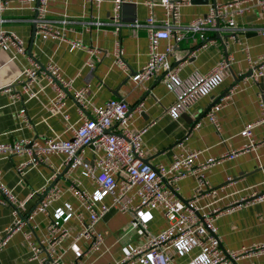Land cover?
Masks as SVG:
<instances>
[{
  "label": "crops",
  "instance_id": "1",
  "mask_svg": "<svg viewBox=\"0 0 264 264\" xmlns=\"http://www.w3.org/2000/svg\"><path fill=\"white\" fill-rule=\"evenodd\" d=\"M219 1L226 0H209L208 3L190 0L180 8L182 21L187 22L204 14L210 4ZM34 3L32 0H9L8 7L0 14L5 19L1 27L17 33L23 39L27 54L38 62H56L63 75L72 79L74 88L86 86L90 108L103 104L111 97H124L132 106L143 102L141 110L132 108L131 123L132 129L146 126L140 141L142 157L148 158L153 164H168L178 152L198 150L194 166L199 168V164L206 163L204 168L197 171L204 173L207 183L192 205H196L200 213L214 206H231L215 219L217 235L223 247L237 248L264 241V197L242 203L238 201L264 187V122L255 123L252 127L253 138L260 142L258 146L224 157L227 152L237 150L248 142L241 130L247 123H254L260 118L258 95L264 94V75L256 80H244L243 77L249 72L247 53L254 58L264 53V36L260 33L264 28V8L251 2L235 4L234 8L246 7L242 12L234 13L235 26L222 25L219 30L209 29L205 32L204 40L198 33L188 32L176 42L169 59L173 64L180 65L179 74L182 77L194 72L205 73L223 57L229 58V65L223 71L224 78L220 84L194 99L180 117L173 118L168 109L175 100L174 92L159 77L133 81L122 66L114 61L117 36L113 26L108 23H89L96 19L111 21L112 0H102L98 9L93 2L85 0H48L46 16L58 36L34 30ZM154 11L158 17L163 16L161 6H155ZM147 13L148 8L142 2H127L121 10L124 21L119 30L122 55L131 70L139 68L148 57L147 31L142 26L132 25V18L142 20ZM74 38L80 39L84 46L70 50L67 40ZM209 38L213 41L210 42ZM205 40L208 41L203 45ZM165 45L166 40L162 39L159 49H164ZM88 48L97 50L90 65L86 64ZM28 64L26 56H13L12 52L0 47V141L25 139L30 143L33 139L44 142L54 134L71 136L68 124L77 125L80 122L71 92L67 94L63 105L64 112L68 114L65 120L60 112H55L50 102L57 88L48 81L46 74L39 73L31 85L34 94L24 101H14L10 93L4 90L5 86L15 82L22 67ZM22 106L29 116V125L17 116ZM211 108L219 122V129L208 117ZM190 116L196 120L192 126L187 121ZM95 151L99 155L100 152L95 148L87 147L85 158L92 162ZM64 159L63 152L49 154L46 162L39 160V154L35 153L0 155V180L23 201L20 211L25 218L22 230L10 234L0 249V264H39L37 258L30 257L25 233H31L37 241L46 237V225L56 206L76 210L82 218L79 221L72 216L66 222L68 235L55 245L56 253L60 254L64 262L77 258L79 264H114L121 255V245L126 241L140 243L146 238L132 230L125 231L132 218L131 212L111 208L94 224V228L103 235L100 249L83 254L89 239L78 234L88 220L87 212L80 206L78 197L66 186L73 178L88 190L94 184L81 175L80 166H74L60 175L65 168ZM25 162L26 167L22 172L18 167ZM51 183L62 188V193L50 201L47 212L34 210L42 196L43 187ZM178 183L177 196L182 200L189 199L197 183L195 174L188 173ZM210 189L215 191L211 192ZM105 201L111 202V197L106 196ZM137 201L136 196L133 202ZM145 211L144 217L151 232L167 226L163 207ZM12 219L11 206L0 203V236ZM42 247L46 248L45 245ZM172 258L173 264H187L190 256L172 253ZM235 264H264V253L243 257Z\"/></svg>",
  "mask_w": 264,
  "mask_h": 264
},
{
  "label": "built area",
  "instance_id": "2",
  "mask_svg": "<svg viewBox=\"0 0 264 264\" xmlns=\"http://www.w3.org/2000/svg\"><path fill=\"white\" fill-rule=\"evenodd\" d=\"M35 1L32 9L34 11L32 21L35 23L36 31L58 36L57 31L52 28L46 16L48 0ZM93 2L97 9L102 0H85ZM113 15L111 21L90 20L89 23L103 25L105 23L113 26L117 38L114 45V61L127 72L133 81H140L150 77H159L166 87L174 92L175 100L170 105L168 112L173 118H178L188 105L197 97L209 93L215 86L220 84L224 78L223 71L229 65V58L223 57L205 73L194 72L189 76L182 77L179 74L180 65L173 64L169 59L176 42L183 39L188 32L198 33L200 38H206L205 32L209 29L219 30L222 25L235 26L234 13L242 12L246 7L235 4L251 2L264 8V0H226L210 4L207 12L197 15L187 22L181 19L180 8L190 0H112ZM142 2L148 8L147 15L142 19H134V26H142L148 36V57L144 64L136 70L125 62L122 55V41L119 30L124 23L121 16L123 3ZM9 0H0V14L8 7ZM155 6H161L163 16L155 14ZM5 19L0 15V47L12 52L13 56L21 54L29 60L28 65L22 67L20 76L15 82L8 84L4 90L9 92L12 99L23 100L31 97L34 92L31 85L36 81L39 73L46 74L48 81L55 84L57 92L50 98L55 112H60L64 119L68 114L64 112L63 105L69 92L79 113V124L69 123L67 129L71 136L61 137L54 134L47 137L44 142L33 139L30 143L25 139L14 142L0 141V155L10 156L13 153H35L39 154V160L46 162L49 154L63 152L64 166L69 171L74 166H80L81 175L89 178L94 186L91 190L83 187L77 179H70L66 186L72 194L78 197L80 206L87 212L88 220L80 230L79 236L89 239L88 246L83 254L87 255L100 249L103 235L94 228V224L104 216L111 208L119 211H129L132 214L126 232L132 230L138 235L146 238L140 243L126 241L121 245V255L114 264H173L172 253L178 256L189 255L187 264H235L237 260L264 253V241H256L241 245L237 248H225L222 246L217 235L216 217L226 208L214 206L204 213H200L192 202L203 192L206 186L204 168L206 163L194 166L198 150L182 151L173 155L170 163H151L144 161L140 148L142 134L146 126L132 129V108L141 110L143 102L132 106L124 97H111L101 105L91 107L87 95V87H73L72 79L66 78L60 67L53 60L42 64L27 54L23 39L14 31L1 27ZM65 22L66 20L63 19ZM264 36V28L260 30ZM64 39V38H62ZM166 40L164 49H159L160 41ZM210 42L213 39L209 38ZM70 50L83 47L84 44L78 38L67 40ZM208 40L203 41L206 45ZM89 56L86 64H91V59L97 53L96 48H88ZM247 61L250 73L246 74L244 80L258 79L264 75V53L258 57H251L247 53ZM260 118L256 122L247 123L241 130L248 142L237 150H231L225 154L233 156L238 151L253 149L260 143L252 135V127L255 123L264 122V94L258 95ZM91 109V111L89 110ZM17 116L29 125V116L26 108L22 106ZM208 117L214 126L219 129L213 108L208 111ZM93 147L99 151L93 153L92 162L85 158L87 147ZM38 160V159H37ZM214 161V160H213ZM26 163L21 164L18 169L23 172ZM193 172L197 183L189 199L182 200L177 196L179 179ZM47 188V187H46ZM43 187L42 196L34 210L47 212V206L51 200L60 196L63 189L52 185L49 189ZM129 191L131 193L129 194ZM211 192L215 191L210 189ZM126 194H128L126 196ZM110 196L111 202H106L105 197ZM138 197L136 203L133 202ZM264 197V187L261 191H253L248 197L239 201H250L255 198ZM0 203L11 206L13 219L4 228V234L0 236V249L6 239L14 231L22 230L25 218L20 211L23 201L20 200L12 189L0 180ZM161 206L168 220L166 227L157 232H151L145 219L146 209ZM82 221L80 213L76 210H65L62 206H56L51 212V218L46 225V237L41 240L32 238L31 233H25L27 247L31 258H37L39 264H79L78 259L64 262L60 254L56 253L55 245L60 242L69 231L66 222L72 217ZM45 245V249H43Z\"/></svg>",
  "mask_w": 264,
  "mask_h": 264
},
{
  "label": "water",
  "instance_id": "3",
  "mask_svg": "<svg viewBox=\"0 0 264 264\" xmlns=\"http://www.w3.org/2000/svg\"><path fill=\"white\" fill-rule=\"evenodd\" d=\"M192 2H200V3H208L209 2V0H191ZM125 4L126 3H123V5H122V8H123V6H125ZM133 20L135 19V17L134 18H132ZM33 28H34V30L36 29V26H35V23H33ZM250 73V70H249V72L247 73V74H249ZM218 98H216L215 99V101L217 100ZM214 101V102H215ZM208 110V109H207ZM190 124H191V126L193 125V124H195V121L193 120V118L190 116L189 117V119L187 120ZM143 160L144 161H148V158H143ZM66 169H67V166L63 169V171H62V173L60 174V175H62L65 171H66ZM53 185V183H51V184H49V186L46 188V189H49L51 186Z\"/></svg>",
  "mask_w": 264,
  "mask_h": 264
},
{
  "label": "rangeland",
  "instance_id": "4",
  "mask_svg": "<svg viewBox=\"0 0 264 264\" xmlns=\"http://www.w3.org/2000/svg\"><path fill=\"white\" fill-rule=\"evenodd\" d=\"M138 235V234H137Z\"/></svg>",
  "mask_w": 264,
  "mask_h": 264
}]
</instances>
